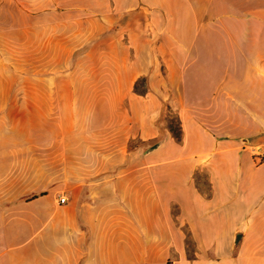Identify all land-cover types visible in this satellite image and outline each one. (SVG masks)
Instances as JSON below:
<instances>
[{
    "label": "crops",
    "instance_id": "1",
    "mask_svg": "<svg viewBox=\"0 0 264 264\" xmlns=\"http://www.w3.org/2000/svg\"><path fill=\"white\" fill-rule=\"evenodd\" d=\"M262 144L264 0H0V264H264Z\"/></svg>",
    "mask_w": 264,
    "mask_h": 264
},
{
    "label": "rangeland",
    "instance_id": "2",
    "mask_svg": "<svg viewBox=\"0 0 264 264\" xmlns=\"http://www.w3.org/2000/svg\"><path fill=\"white\" fill-rule=\"evenodd\" d=\"M74 59H75V56H72L70 59V67H71V60L73 61ZM23 84L24 83H22V85ZM47 85H48V87L45 90H47L50 93V95L49 94L42 95L43 96L42 100L40 101V103H37L39 105V107L37 108L39 116H42L43 111L46 112V109H50L49 111L52 110L55 112L57 110L58 103L61 101V98H60L61 95H64V96L68 95L69 98L71 95L70 94V90H71L70 83H69V85H68V83L67 84L66 83H57V84L56 83H49ZM103 85L108 86L110 84L109 83H98V84H96L97 90L98 89L102 90ZM136 86H137L138 90H144L145 89V84L143 83V80H140V83H138ZM22 92H25V88L23 89V87L21 89L20 97L23 94ZM42 104H43V106H42ZM161 120H162V124L164 126L171 125L174 129L177 130L178 121L176 119L174 110H170L168 108H165L164 114L162 115ZM162 154H164V156H174L176 154V152L171 151V152H166V153H162ZM255 158H256L255 159L256 162L264 163V160H260L258 156H256ZM257 173H259L260 175H264V167H260L259 171H257ZM233 194H237V193H235L234 191H231L229 196H231ZM253 202L257 206H261V207L263 206V204H264V185L260 186L259 190L254 193V195L252 196V199L250 201V205ZM238 218H239V216L236 215V212H235L234 215L232 216L231 220H232V222H235L238 220ZM260 234H262V236H264V230Z\"/></svg>",
    "mask_w": 264,
    "mask_h": 264
},
{
    "label": "trees",
    "instance_id": "3",
    "mask_svg": "<svg viewBox=\"0 0 264 264\" xmlns=\"http://www.w3.org/2000/svg\"><path fill=\"white\" fill-rule=\"evenodd\" d=\"M134 88L136 90H138L136 85L134 86ZM168 129L170 130V132L172 133V135L176 139H179V137H180V126H179V124H178L177 130L174 129L171 125H168ZM161 138H162V134H159L156 137H153V138L148 139L146 141V143H148L149 144V147L152 148V147H155L159 143V141L161 140Z\"/></svg>",
    "mask_w": 264,
    "mask_h": 264
},
{
    "label": "built area",
    "instance_id": "4",
    "mask_svg": "<svg viewBox=\"0 0 264 264\" xmlns=\"http://www.w3.org/2000/svg\"><path fill=\"white\" fill-rule=\"evenodd\" d=\"M253 154L255 156H258L260 160H264V144H262L261 146H259L258 148H256L253 152ZM59 200L61 202L66 200V196L62 195L61 197H59Z\"/></svg>",
    "mask_w": 264,
    "mask_h": 264
}]
</instances>
